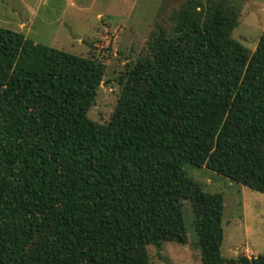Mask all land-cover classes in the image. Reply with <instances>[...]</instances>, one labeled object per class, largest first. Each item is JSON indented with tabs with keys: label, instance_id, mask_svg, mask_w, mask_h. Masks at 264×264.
<instances>
[{
	"label": "trees",
	"instance_id": "trees-1",
	"mask_svg": "<svg viewBox=\"0 0 264 264\" xmlns=\"http://www.w3.org/2000/svg\"><path fill=\"white\" fill-rule=\"evenodd\" d=\"M232 0H186L126 64L108 122L92 120L107 65L0 27V264H150L148 246L189 240L227 259L224 197L187 174L206 167L264 194V32L232 34Z\"/></svg>",
	"mask_w": 264,
	"mask_h": 264
},
{
	"label": "rangeland",
	"instance_id": "rangeland-1",
	"mask_svg": "<svg viewBox=\"0 0 264 264\" xmlns=\"http://www.w3.org/2000/svg\"><path fill=\"white\" fill-rule=\"evenodd\" d=\"M186 0H0V27L23 33L36 43L87 57L107 65L89 117L108 122L122 85L126 64L147 52L155 30L173 26L171 14ZM239 23L232 36L254 51L264 32V0H232ZM187 174L205 191L224 197V241L227 259L264 253V194L223 177L206 167L187 166ZM189 240L149 245L150 264H202L195 214L184 201ZM239 264V263H229Z\"/></svg>",
	"mask_w": 264,
	"mask_h": 264
}]
</instances>
